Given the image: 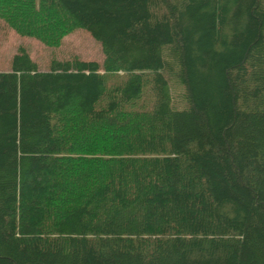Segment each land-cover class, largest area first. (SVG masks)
<instances>
[{
  "label": "trees",
  "instance_id": "trees-1",
  "mask_svg": "<svg viewBox=\"0 0 264 264\" xmlns=\"http://www.w3.org/2000/svg\"><path fill=\"white\" fill-rule=\"evenodd\" d=\"M0 19L104 54L40 71L19 48L0 72V264H264V0H0Z\"/></svg>",
  "mask_w": 264,
  "mask_h": 264
},
{
  "label": "rangeland",
  "instance_id": "rangeland-1",
  "mask_svg": "<svg viewBox=\"0 0 264 264\" xmlns=\"http://www.w3.org/2000/svg\"><path fill=\"white\" fill-rule=\"evenodd\" d=\"M19 48L24 49L30 58L37 63L40 71H48L53 61H67L77 58L81 61L96 62L100 68L104 62L101 46L91 35L81 29L75 30L62 38L57 47H48L36 39L20 36L7 22L0 19V72L10 71L11 60L18 53ZM121 80L114 76L108 84L112 85ZM171 104L174 109L186 108L184 89L176 79L169 78ZM144 108L152 103V95L146 92L141 100Z\"/></svg>",
  "mask_w": 264,
  "mask_h": 264
}]
</instances>
